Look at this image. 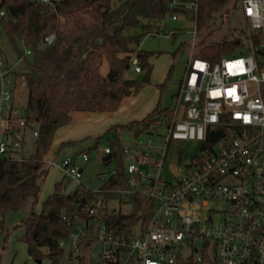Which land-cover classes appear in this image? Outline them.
<instances>
[{"label": "built area", "instance_id": "built-area-1", "mask_svg": "<svg viewBox=\"0 0 264 264\" xmlns=\"http://www.w3.org/2000/svg\"><path fill=\"white\" fill-rule=\"evenodd\" d=\"M241 2L249 22V43L240 50L241 56L212 65L192 53L170 106L172 116L155 124L167 127L168 145L194 141L201 145L202 154L190 165L188 175L174 182L164 181L161 175L144 176L135 163L126 167L129 189L116 198L133 204L141 196L155 205L149 223L136 227L139 231L135 228L129 237L108 234L102 218L111 212L108 204L115 197L107 200L103 190H92L85 201L90 220H68L73 232L67 242L76 254L75 264L82 248L94 244L99 264H179L202 262L205 255L219 264H264V0ZM169 8L166 18L192 26L194 48L200 0H173ZM55 40L56 35H49L44 44ZM24 54L28 58L32 51ZM132 66L135 73L142 72L137 57ZM28 100L25 77L0 51V160L22 161L27 146L40 135L37 122L30 120ZM155 131L152 127L149 134ZM213 143L220 147L214 148ZM136 148L142 150L137 162L149 165L154 140L142 142L139 137ZM111 153L110 149L104 152ZM83 158L88 160L87 155ZM62 167L74 180L81 178L72 160ZM115 174L114 170L109 178ZM109 178L102 175L104 181ZM216 203L225 207L217 210ZM84 240L91 245L82 244ZM184 247L190 248L191 256L183 255Z\"/></svg>", "mask_w": 264, "mask_h": 264}, {"label": "trees", "instance_id": "trees-1", "mask_svg": "<svg viewBox=\"0 0 264 264\" xmlns=\"http://www.w3.org/2000/svg\"><path fill=\"white\" fill-rule=\"evenodd\" d=\"M172 1L1 0L0 13L4 12V15H0V27L21 57L25 54L18 48V41L32 51V59L24 57L26 71H17V74L25 77L28 83V114L30 120L37 122L40 132L33 142L35 152L31 157L22 161L0 160V238H4V248L9 238L4 231L5 217L11 212L24 211L32 202L30 215L17 226L23 230L19 240L27 245L28 254L34 260L47 258L50 264H64L61 243L69 241L73 232V224H69L68 220H90L85 211V201L92 190L78 188L66 194L65 183H57L54 193L43 203L42 212L38 213L35 207L50 173V164L45 156L52 147L55 134L72 122L73 113H114L125 98L137 95L150 84L153 70L150 60L155 53L140 49L141 44L147 32L154 26L159 27L166 18ZM231 2L200 0L198 30L210 28L215 16L227 9ZM140 24H143L146 33L125 34L127 28ZM241 33L248 38L245 30ZM52 34L56 35L54 43L44 44V39ZM244 45L242 37L218 41L204 39L197 46L194 56L215 65L241 53ZM134 57L138 58L141 74L145 73L140 81L125 78L132 70ZM105 59L110 64L107 75L101 72ZM167 81L158 85L161 93ZM159 104L144 119L109 129L115 131L116 141L111 150L112 159L103 164L107 166L117 160V168L116 174L107 179L101 188L107 200L129 189L122 132L141 130L151 133L150 129L158 120L172 116L170 107L164 109ZM64 146L61 145L57 154ZM132 205L134 213L129 216L109 211L105 213L102 221L108 234L114 238L129 237L136 227L149 223L154 202L137 196ZM84 243L91 245L85 240ZM72 256L73 253L70 260ZM79 260V264H88L85 258L80 257ZM179 264L219 263L214 257L205 255L202 262L191 260Z\"/></svg>", "mask_w": 264, "mask_h": 264}, {"label": "rangeland", "instance_id": "rangeland-1", "mask_svg": "<svg viewBox=\"0 0 264 264\" xmlns=\"http://www.w3.org/2000/svg\"><path fill=\"white\" fill-rule=\"evenodd\" d=\"M1 2V0H0ZM248 20L245 18L243 4L241 0H232L228 8L220 14H217L210 28L199 29L196 34L197 44L193 48L194 40L193 28L184 27L180 23L173 22L170 18H165L160 22L159 27H152L144 38L141 48L144 51L153 52L155 55L151 58L153 71L151 74V82L148 86L140 90L137 95L127 99L115 113H89L82 119H73L70 125L60 129L53 138L52 147L45 159L50 164L49 177L42 190L39 203L35 209L38 213L43 210V203L48 197L54 193L57 183L64 182V192L69 194L78 188H88L93 191L101 190L106 178L110 176L117 168V160L112 161L110 165L105 166L103 159L108 155L104 152L106 149L113 150V144L116 141L115 131H109L112 126L129 124L134 121L142 120L154 107L159 105L162 108L170 107L174 101V95L179 89L180 83L185 76L186 67L191 59L192 53L196 56L199 44L207 39L208 41H218L222 38H239L242 37L245 44L249 43L248 38L241 33L245 30L249 32ZM146 33L143 24L135 27L127 28L126 35H137ZM18 48L22 52H26V48L22 42H17ZM180 51L177 52V50ZM0 51L3 53L7 62L14 66L18 72L26 71V62L21 59L14 44L7 34L0 27ZM177 52V54H175ZM236 56H241L240 53ZM32 59V56H28ZM110 64L105 59L101 68L102 74H106ZM145 73H135L134 68L129 71L125 78H132L140 81ZM167 86L163 93L160 92L158 85L163 84L166 80ZM154 102V107L144 113L143 109L148 107L150 102ZM142 115V116H141ZM156 131L154 134L143 132L140 136L142 142L152 138L155 142L153 157L149 165H143L137 162V158L141 156L142 150H137L136 145L139 138H134V133L123 131L121 143L124 149L129 153L126 155L125 167L135 163L139 171L144 176H162L167 182H174L178 178L185 177L190 171V165L197 160L202 154L201 145L194 141H171L168 145V130L165 126L153 127ZM70 142H73L69 144ZM62 144L64 148L57 154ZM209 146V144H205ZM214 148L220 145L213 143ZM35 152L32 142L27 146L26 157H31ZM165 158L163 159V155ZM84 155L88 156V160H84ZM72 160L74 167L81 171V178L74 180L66 173L62 167L64 161ZM212 205H210L211 207ZM225 207L223 203H216L215 209ZM108 208L111 212L122 215H131L134 213V207L130 202H124L114 198L109 201ZM32 202L21 212H11L5 217L4 231L9 234L7 247L4 248V238H0V264H50L45 258L41 263L31 258L28 254V247L19 240L23 230L18 225L30 215ZM206 215V212L203 215ZM0 214V232L1 227ZM139 228L135 229L137 233ZM201 247V242L196 243ZM183 255L191 256L189 247H184ZM98 250V245L82 248L79 253L84 257L88 264H99L94 255ZM74 256L70 260V254ZM45 253L46 250H45ZM75 252L72 244L67 242L64 247V255L62 261L64 264L76 263ZM125 262V258H123Z\"/></svg>", "mask_w": 264, "mask_h": 264}, {"label": "crops", "instance_id": "crops-1", "mask_svg": "<svg viewBox=\"0 0 264 264\" xmlns=\"http://www.w3.org/2000/svg\"><path fill=\"white\" fill-rule=\"evenodd\" d=\"M108 71L109 70H107V72H106V74H103V75H107V73H108ZM153 71V70H152ZM141 74V73H140ZM174 97H175V95H174ZM130 97H127V98H125L124 99V101L122 102V104L125 102V101H127V99H129ZM121 104V105H122ZM154 102L152 101V102H150V104H149V106L148 107H145L144 109H143V113L142 114H144V113H146V112H148V111H150L153 107H154ZM157 107V106H156ZM156 107H154L146 116H148L150 113H152L154 110H155V108ZM115 113V112H114ZM88 112H75V113H73V119L75 120V117H76V120L77 119H82V118H84L86 115L88 116ZM109 114H111V113H109ZM142 116V115H141ZM145 116V117H146ZM144 117V118H145ZM143 118V119H144Z\"/></svg>", "mask_w": 264, "mask_h": 264}, {"label": "water", "instance_id": "water-1", "mask_svg": "<svg viewBox=\"0 0 264 264\" xmlns=\"http://www.w3.org/2000/svg\"><path fill=\"white\" fill-rule=\"evenodd\" d=\"M141 133H142L141 130H136V131L134 132V138H135V139L139 138L140 135H141ZM111 159H112V155H108L107 157H105V158L103 159V162H108V161H110ZM38 263H41V261H38Z\"/></svg>", "mask_w": 264, "mask_h": 264}]
</instances>
